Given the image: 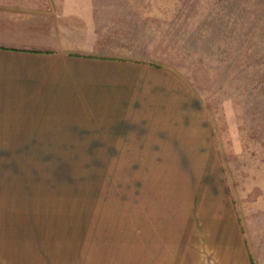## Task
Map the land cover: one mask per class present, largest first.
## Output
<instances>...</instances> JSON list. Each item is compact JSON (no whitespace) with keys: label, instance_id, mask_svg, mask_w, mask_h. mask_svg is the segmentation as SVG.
<instances>
[{"label":"rangeland","instance_id":"obj_1","mask_svg":"<svg viewBox=\"0 0 264 264\" xmlns=\"http://www.w3.org/2000/svg\"><path fill=\"white\" fill-rule=\"evenodd\" d=\"M93 7L105 54L174 73L193 103L183 100V117L164 105V121L200 122L210 141L195 154L176 147L164 130L171 123L159 121L138 82L124 107L102 108L126 113L56 124L74 130L61 138L72 145L41 146L39 170L67 177L50 193L71 220L72 251H87L89 261L192 264L196 243L200 264H213L202 223L211 202L219 207L213 221L229 205L249 264H264V0H94Z\"/></svg>","mask_w":264,"mask_h":264},{"label":"crops","instance_id":"obj_2","mask_svg":"<svg viewBox=\"0 0 264 264\" xmlns=\"http://www.w3.org/2000/svg\"><path fill=\"white\" fill-rule=\"evenodd\" d=\"M93 3L0 0V264H124L121 257L89 261L87 251L83 256L72 251L71 220L63 204L57 209L56 196L50 193L67 177L39 170L41 146L72 145L61 138L74 130L58 126L71 123L70 116L126 113L102 108L124 107L131 98L128 89L138 82L142 97L157 106L159 121L171 123L164 130L176 147L195 154L209 146V133L200 122L177 123L170 112L168 121L163 119L164 105H175V114L183 117V100L193 103V95L174 73L140 70L105 54L93 23ZM112 89L122 92L106 93ZM211 171V179L219 178L214 160ZM219 185L221 189V180ZM211 205L206 203L202 213L209 258L213 264H249L229 205L226 212L217 211L214 221L219 207L214 204L213 210ZM191 263L200 264L196 243Z\"/></svg>","mask_w":264,"mask_h":264}]
</instances>
